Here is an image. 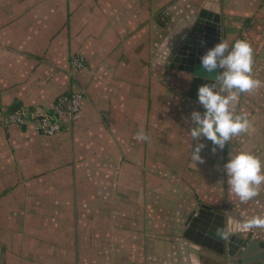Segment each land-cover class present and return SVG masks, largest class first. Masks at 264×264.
<instances>
[{
  "label": "crops",
  "instance_id": "crops-1",
  "mask_svg": "<svg viewBox=\"0 0 264 264\" xmlns=\"http://www.w3.org/2000/svg\"><path fill=\"white\" fill-rule=\"evenodd\" d=\"M201 9L222 41L251 46L260 80L264 0H0V264H218L182 236L198 206L264 215V185L241 203L223 171L239 151L264 163V86L234 106L248 129L223 149L202 138L192 160L190 113L204 109L168 57ZM76 89L81 115L54 135L1 123Z\"/></svg>",
  "mask_w": 264,
  "mask_h": 264
},
{
  "label": "clouds",
  "instance_id": "clouds-1",
  "mask_svg": "<svg viewBox=\"0 0 264 264\" xmlns=\"http://www.w3.org/2000/svg\"><path fill=\"white\" fill-rule=\"evenodd\" d=\"M200 63L206 72L221 71L216 74L214 83L202 84L197 89L196 103L204 111L194 110L190 113L191 127L188 132L197 142L192 150L195 164L202 159L199 155L204 147L200 143L202 138L211 141L215 148L223 149L232 137L248 129L247 114H235L234 106L241 93L264 86V82L251 76L253 52L246 41L237 40L231 46L220 41L200 57ZM135 138L138 141L148 139L143 131L138 132ZM223 171L231 192L241 203L253 200L264 185V163L250 152L239 151L229 155L223 164ZM252 228H264V215L231 220L229 223V233ZM219 234H223V230Z\"/></svg>",
  "mask_w": 264,
  "mask_h": 264
},
{
  "label": "water",
  "instance_id": "water-1",
  "mask_svg": "<svg viewBox=\"0 0 264 264\" xmlns=\"http://www.w3.org/2000/svg\"><path fill=\"white\" fill-rule=\"evenodd\" d=\"M222 40L220 15L201 9L175 42L168 57L169 65H176L177 70L191 75L192 96L197 97V89L202 84L214 83L221 71L206 72L200 57ZM231 220L239 219L220 208L200 204L182 236L212 252L218 264H264V234L252 229L229 233ZM221 230L223 234H219Z\"/></svg>",
  "mask_w": 264,
  "mask_h": 264
},
{
  "label": "built area",
  "instance_id": "built-area-1",
  "mask_svg": "<svg viewBox=\"0 0 264 264\" xmlns=\"http://www.w3.org/2000/svg\"><path fill=\"white\" fill-rule=\"evenodd\" d=\"M83 58L79 55L70 57V69L83 67ZM84 91L76 89L57 97L53 106L46 111H31L23 106L14 107L2 117L4 126L34 127L44 135L58 133L64 125L74 123L81 115Z\"/></svg>",
  "mask_w": 264,
  "mask_h": 264
},
{
  "label": "rangeland",
  "instance_id": "rangeland-1",
  "mask_svg": "<svg viewBox=\"0 0 264 264\" xmlns=\"http://www.w3.org/2000/svg\"><path fill=\"white\" fill-rule=\"evenodd\" d=\"M261 72H262V75H261L262 78H260V81L264 82V67H263V69H262ZM256 79H258V78H256ZM255 96H257V95H255ZM255 96L253 95V97H255ZM256 98H258V96H257ZM246 101H247V99H246ZM249 101H250V100H249ZM254 101H255V100H254ZM263 115H264V114H263ZM60 131H61V130H60ZM60 131H59V132H60ZM232 215H233V214H232ZM233 216H234V215H233ZM234 217H235V216H234ZM71 226H72V224H71ZM75 226H76V225H75Z\"/></svg>",
  "mask_w": 264,
  "mask_h": 264
},
{
  "label": "trees",
  "instance_id": "trees-1",
  "mask_svg": "<svg viewBox=\"0 0 264 264\" xmlns=\"http://www.w3.org/2000/svg\"><path fill=\"white\" fill-rule=\"evenodd\" d=\"M83 66L85 65V60L83 59ZM69 67H70V60H69ZM82 68V67H81ZM80 69V68H79ZM71 70H77V69H71ZM83 97H84V93H83Z\"/></svg>",
  "mask_w": 264,
  "mask_h": 264
}]
</instances>
